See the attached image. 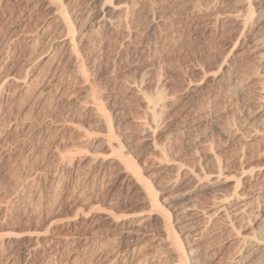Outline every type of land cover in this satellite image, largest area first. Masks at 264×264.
<instances>
[{"label": "rangeland", "instance_id": "1", "mask_svg": "<svg viewBox=\"0 0 264 264\" xmlns=\"http://www.w3.org/2000/svg\"><path fill=\"white\" fill-rule=\"evenodd\" d=\"M29 2L0 0V264H147L148 249L127 252L121 233L145 218L148 203L126 192L117 197L112 171H98L102 160L109 163L117 156L106 146H98L95 155L89 153L104 138L84 133L92 127L79 105L89 98V85L72 75L67 64L55 69V77L42 80L45 62L54 53L50 43L60 35L48 16L27 8ZM258 3L259 14L242 32L232 0H155L150 13L161 15L157 27L149 28L147 14L138 7L128 23L133 28L129 37L123 26L108 34L94 30L88 5H80L82 19L75 27L99 37L89 78L98 82L103 98V89L115 88L116 103L126 116L118 130L120 140L125 143L128 137L127 153L142 178L162 189L158 198L175 196L179 184L191 187L189 171H213L212 156L229 176L264 166V140L250 129L248 115L249 105L264 94L258 80L264 0ZM149 69L141 83L138 74ZM229 69L250 87L244 94L227 83ZM61 77L67 89L57 99L53 91ZM138 87H157L167 97L162 123L153 135L141 128L142 101L134 91ZM68 110L77 127L55 134L49 121ZM219 123L221 131L216 129ZM152 141L165 151V158L150 148ZM251 179L246 188L262 193L251 204L252 216L259 219L264 217V186ZM220 180L208 188L201 183L202 192L192 200L206 207L230 194L232 182ZM219 217L209 224L194 219L199 247L195 264H233L227 261L242 248L236 231ZM170 262L167 256L149 261Z\"/></svg>", "mask_w": 264, "mask_h": 264}, {"label": "bare ground", "instance_id": "2", "mask_svg": "<svg viewBox=\"0 0 264 264\" xmlns=\"http://www.w3.org/2000/svg\"><path fill=\"white\" fill-rule=\"evenodd\" d=\"M29 1L30 2L26 5L27 8L32 13L35 12L40 15L44 14L45 17L48 16L56 25L60 35L59 40H53V42L51 41L52 43H50V47L52 46L54 53L53 57L45 62V65L49 67H45L46 69L42 74V80L44 81V79L50 75L55 77V69L60 66V64H67L72 75L74 74V76H79L82 82L89 85L87 90L89 98H86L87 101L82 100L84 102L81 101L79 105L82 112L86 114L87 119L90 120L89 125L92 127L89 130H85L84 133L85 135L91 137L100 134L104 137L97 144L94 143L96 145L93 146L94 148H91L89 153L91 155H95L98 152V150L96 151L98 146H106L110 153L116 155L117 158L109 163L102 160L98 165V171H112L114 180L111 182L113 183L112 190L114 194H116L117 197H120L125 192L126 194L139 195L143 198V201L148 203L149 210L146 216H144L145 218H141L142 220L137 223L135 227L133 226L130 230L121 233V238L125 240L126 251L134 253L145 247L148 249L146 255H148L152 261L160 258L162 259V257L167 256L172 258L174 261L172 263L170 262L171 264H195L196 261L194 258L199 252V247L195 242L197 239L194 232H196L195 228L197 223L194 219L199 218L203 223L205 222L209 224L210 220L217 215H220L222 221L224 220L233 232L236 231L235 234L239 238V242L242 244V248H239L240 250L238 253L234 256V258H229L230 261H227V263L264 264V217L256 219L252 216L251 211V204L253 200L256 199L257 196H262V193H253L250 191L251 188L248 187L250 190L246 188L248 180L252 177L262 181V186H264V166L262 169L259 168L260 170H255L254 168H250L248 170L241 169L235 175L229 176L221 171L218 162L215 160V157L212 156V159H210L211 161L213 160V171H210L209 173L189 171L191 179L194 181L191 187L189 186L184 189L182 184H179L178 187L182 188H179V190L176 191L175 196L158 198V193H161L162 189L161 191L156 190V188H153L149 181L142 178V174L138 169L139 167L133 159H131L129 153H127V149L131 144H129L128 137L124 138L125 143H122L120 140L118 130L124 124L126 116L124 109L121 108V104L119 105L116 103V95L115 92H113L115 88L112 86L114 89H103L102 91L106 92V95L103 98L100 95L101 89L97 85L98 82L96 83L94 79V82H91V78H89L90 75L88 72H90V70H93L94 72V68L96 66L95 64L97 62V57L94 55V49L99 37H97L98 34H94L91 38L88 36L87 32L80 31L75 27L77 20L82 19L80 17V5H88L87 7L91 12V24H93L91 28H95L94 30L98 29V31L101 30L103 33L108 34L120 30L123 26L124 31L129 37L133 28H129L128 23L132 21L138 7H141L147 14L146 18L149 22V24H147L150 26L149 28H152L153 30V27H157L158 24L156 25V23L160 20L161 15L158 16L156 12L150 13L153 8L152 6H155V0H78L80 3H78L77 0ZM232 2L233 6L236 7L233 17L236 18V25L241 26L243 32L246 28L247 22L253 19V17L256 18V15L259 14L258 11L260 12V5L258 0H232ZM190 12H193L192 8ZM157 13H160V11ZM193 13H191V16ZM242 13L245 14V18ZM259 57L261 60L259 61L258 72V80L261 84L259 86V90L264 93V50L260 53ZM150 73V69L147 72H140L138 74L140 82H144V77ZM228 74L229 77L227 76V83L231 84V86H233L232 89L235 88L239 94H244L250 88H248L247 84H244L238 76H235L234 71L231 69H229ZM62 77L57 81L58 84L56 89L53 91L55 93L54 97L57 99L62 97L64 90L67 89L63 85V81L60 80ZM26 83L27 82H23V86H26ZM134 91L135 95L138 96L137 98L142 101L143 123L141 128L144 131L143 133L153 135L154 131L158 130L160 123H162L161 121L164 116L163 108L165 107L164 102L167 97L157 87L151 91H147L146 89H143V87H138ZM106 102L108 103L106 104ZM251 104L248 109L250 119L249 127L252 132L254 131L260 134L261 138L264 140V94L260 100L253 101ZM69 116L71 115L68 110L65 114L60 116V119L49 121V126L55 134L59 131H65V129L67 130L70 126H74V128L75 126L77 127V125L70 120ZM222 128V124H216L217 130L221 131ZM150 146L152 150L158 152L160 157L165 156V151L162 150L159 145L157 146L156 142L152 141ZM91 160L94 159L90 158V161ZM166 161L169 162L170 160L166 159ZM160 163L162 164V162ZM181 166L182 165H177V168L183 169ZM108 176L109 175H107V177ZM220 179L232 182V190L230 194L222 196V198L220 197L218 200H214L206 207H200L194 200H192L197 197V194L202 192L198 190L200 188H198V186L201 183L205 182L203 184H205L204 186L208 188L209 185H214L215 181L219 183L218 181H221ZM224 181H222L223 184ZM111 182L109 180V183ZM205 189L206 188H204V191L208 190ZM177 207H180V209L178 210ZM184 216L187 217V219L183 220L182 218ZM237 221H239V224L235 225ZM0 242H3L2 238H0ZM150 260L147 261V264H150Z\"/></svg>", "mask_w": 264, "mask_h": 264}]
</instances>
